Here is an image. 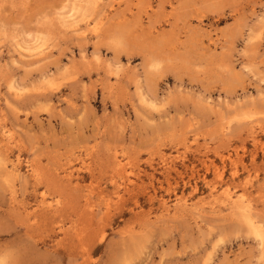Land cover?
<instances>
[{
    "label": "rangeland",
    "instance_id": "rangeland-1",
    "mask_svg": "<svg viewBox=\"0 0 264 264\" xmlns=\"http://www.w3.org/2000/svg\"><path fill=\"white\" fill-rule=\"evenodd\" d=\"M0 264H264V0H0Z\"/></svg>",
    "mask_w": 264,
    "mask_h": 264
},
{
    "label": "bare ground",
    "instance_id": "bare-ground-1",
    "mask_svg": "<svg viewBox=\"0 0 264 264\" xmlns=\"http://www.w3.org/2000/svg\"><path fill=\"white\" fill-rule=\"evenodd\" d=\"M74 21V20H73ZM231 194V193H230ZM228 200V199H227Z\"/></svg>",
    "mask_w": 264,
    "mask_h": 264
}]
</instances>
